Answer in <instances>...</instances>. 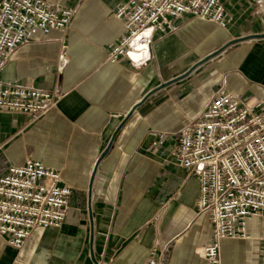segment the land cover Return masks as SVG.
<instances>
[{
	"label": "crops",
	"instance_id": "1",
	"mask_svg": "<svg viewBox=\"0 0 264 264\" xmlns=\"http://www.w3.org/2000/svg\"><path fill=\"white\" fill-rule=\"evenodd\" d=\"M123 1L69 0L67 29L36 31L1 70L7 83L62 97L36 120L0 111V175L39 159L62 171L72 197L63 224L36 227L25 247L0 235V264H142L153 254L208 264L199 248L213 232L209 214L198 212L199 178L173 151L219 88L248 104L264 95V0H224L226 25L186 15L177 31L154 30L142 55L111 61L109 48L126 31L115 12ZM223 46L151 94L110 146L151 89ZM263 232L264 216H249L248 237L222 239L223 264H264Z\"/></svg>",
	"mask_w": 264,
	"mask_h": 264
},
{
	"label": "built area",
	"instance_id": "2",
	"mask_svg": "<svg viewBox=\"0 0 264 264\" xmlns=\"http://www.w3.org/2000/svg\"><path fill=\"white\" fill-rule=\"evenodd\" d=\"M69 0H0V111H21L38 119L62 93L7 83L1 70L14 51L36 31H65L75 10ZM126 31L109 48L108 58L142 55L154 30L177 31L186 15L226 25L224 0H125L115 9ZM176 162L199 178L197 208L209 214L212 241L199 248L208 264H223L226 236L248 237V217L264 216V95L253 104L221 87L201 113L179 132ZM72 187L59 169L28 158L0 175V235L23 248L38 226L60 227L71 205ZM264 241V232L260 235ZM142 264H171L153 254Z\"/></svg>",
	"mask_w": 264,
	"mask_h": 264
},
{
	"label": "water",
	"instance_id": "3",
	"mask_svg": "<svg viewBox=\"0 0 264 264\" xmlns=\"http://www.w3.org/2000/svg\"><path fill=\"white\" fill-rule=\"evenodd\" d=\"M258 36H264V33L263 34H260ZM248 37H244L243 39H246ZM226 46H223L221 49H219L218 51H216L215 53H212L210 55H208L204 60H202L201 62L195 64L187 73L175 78V79H172L170 81H167L165 83H162L160 86H158L157 88L155 89H151L143 98L142 100L137 103L136 105H134L133 109L129 112V114L127 115V117L124 119V121L121 123V125L118 127V129L116 130L112 140H111V143H110V146L112 145L114 139H115V136L117 135V133L119 132V130L123 127V125L126 123V121L129 119V117L132 115V113L134 112V110L142 103L144 102L151 94H153L154 92H156L157 90H159L160 88L164 87V86H167L169 85L170 83L176 81V80H179L180 78L188 75L194 68H196L200 63L204 62L205 60L211 58L212 56H214L215 54H217L218 52L222 51ZM110 148V147H109ZM109 150V149H108ZM108 150L104 153L103 156H105V154L108 152Z\"/></svg>",
	"mask_w": 264,
	"mask_h": 264
}]
</instances>
